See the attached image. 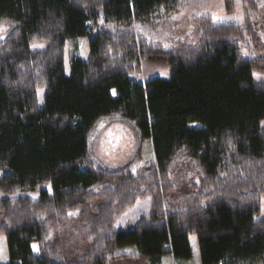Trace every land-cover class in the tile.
I'll list each match as a JSON object with an SVG mask.
<instances>
[{
    "label": "trees",
    "instance_id": "16d2710c",
    "mask_svg": "<svg viewBox=\"0 0 264 264\" xmlns=\"http://www.w3.org/2000/svg\"><path fill=\"white\" fill-rule=\"evenodd\" d=\"M187 1L0 0V22L10 23L0 43V190L19 194L0 199L7 264H108L124 245L136 246L141 262L192 259L191 234L202 264H264V84L253 76L264 74V43L251 18L259 0H243V25L197 18L195 46L165 48L134 29ZM225 4L234 10L233 0ZM79 38H88L90 56L72 57L68 76L65 46ZM241 41L259 55L246 58ZM33 43L47 48L31 51ZM142 58L168 61L170 80L132 81ZM114 116L136 121L140 143L153 141V162L135 172L96 166L89 139ZM186 149L205 179L171 202L169 170ZM30 191L39 199L22 195ZM146 197L150 214L118 231L121 216ZM54 233L78 240L52 241Z\"/></svg>",
    "mask_w": 264,
    "mask_h": 264
},
{
    "label": "rangeland",
    "instance_id": "374dc122",
    "mask_svg": "<svg viewBox=\"0 0 264 264\" xmlns=\"http://www.w3.org/2000/svg\"><path fill=\"white\" fill-rule=\"evenodd\" d=\"M234 10L227 11L225 0H188L179 11L173 13L168 18L164 16L162 12H159L156 16L152 17L149 22L146 23L137 21L134 25L136 32L142 37L149 40L155 45H162L165 48H175L178 44L186 42L192 46H195L198 42V33L196 32V19L210 16L214 20L215 25H243L247 20L246 8L244 7L243 0H233ZM259 11L251 16L252 22L258 33L260 34V39L264 43V0H259ZM173 16H178L179 18L173 20ZM10 23H5V30L0 32V43L4 42L8 37ZM33 44H42L43 48L33 49ZM30 46L31 51H44L47 48L46 43H33ZM65 56L66 61L65 73L69 76L71 73V58L80 57L81 59L88 61L90 56V49H88V38H79L78 40H68L65 46ZM241 51L244 53L246 58L252 59L253 57L259 55L258 51L249 46L248 42L241 41ZM171 69L169 68L168 61L164 59L154 60L142 58V71L137 74L131 75L130 79L134 82L149 81L151 78L159 77L163 79L170 80ZM257 74L260 78L257 79L254 76V81L256 83L264 84V74L258 71H254L253 74ZM45 87H40L37 89V97L39 98V106H44L45 100ZM116 93V91H115ZM113 94V91H112ZM117 94L113 95L116 97ZM116 118V116H114ZM118 117V116H117ZM105 119L102 120V122ZM135 125V121L130 119ZM131 123V124H132ZM193 128H200L202 125L199 123H192ZM264 127V121L261 123ZM151 144V143H150ZM146 147V145H144ZM99 151L97 152L98 160L94 161L97 167L109 168L113 170H119L124 168L126 165L131 166L132 169L139 168L142 163V159H147L146 150L143 149L141 154L142 158L134 156L132 158H127L124 155V147L122 146L120 150L114 152L111 149L107 151L101 150V144H98ZM151 148L153 150L152 144ZM146 155V156H145ZM146 157V158H145ZM94 160V159H93ZM201 161L197 157L193 156L191 153H187L186 150H180L173 159V164L169 170L170 180L175 186V190L170 194V201L175 202L181 196L189 194L191 191L196 190V186H200L201 182L205 179L204 171L201 170ZM4 173V172H3ZM0 173V177L3 175ZM49 193L52 192L51 188H48ZM22 195L30 196L33 199H39L40 191H30L27 193H22ZM16 196H19L16 195ZM15 195L7 194L5 191L0 190V199L5 198H15ZM262 209L258 221L264 220V198L261 199ZM151 211V198L146 197L139 200L135 206L129 211L125 212L116 224V229L120 232L133 227L140 218L147 216ZM78 215L79 211L74 210ZM76 215H72L75 217ZM3 221V215L0 214V224ZM65 234V232H64ZM73 241L68 235L54 233L52 234V241L57 239H63V242L74 245V241H77V236H71ZM54 239V240H53ZM77 239V240H76ZM189 241L191 243L192 252L194 255L192 259L176 258L172 254L164 255L160 258H147L145 261L141 262L136 259L137 249L136 246L124 245L117 248L111 252V261L108 264H202L200 261L199 243L197 241V235L191 234L189 236ZM76 243V242H75ZM37 245L33 242V245ZM33 248V247H32ZM170 245L166 247L169 251ZM33 252L38 255V251ZM8 249H7V237L0 235V264L9 263Z\"/></svg>",
    "mask_w": 264,
    "mask_h": 264
},
{
    "label": "crops",
    "instance_id": "0c3cea01",
    "mask_svg": "<svg viewBox=\"0 0 264 264\" xmlns=\"http://www.w3.org/2000/svg\"><path fill=\"white\" fill-rule=\"evenodd\" d=\"M165 80L168 79L165 78ZM146 82L147 81H142L141 83L145 84ZM104 119L105 120L103 122V119L99 121L96 133L92 138L89 139L88 150L94 161L96 160L99 162V157L97 155V152L99 151L98 144H101V150L107 151L108 149H111L114 152L120 150L123 146L125 151L124 155L127 158H132L134 156L142 158L141 154L144 151L143 149H145L147 159H142V165L136 170L132 169L133 172L142 168V166L146 163L153 162L155 160V150H152L151 148V144L153 147V141L151 139H145L140 143L136 121L134 125L132 122H130V119L123 117H105ZM144 145H146V147Z\"/></svg>",
    "mask_w": 264,
    "mask_h": 264
},
{
    "label": "snow or ice",
    "instance_id": "6c2138e0",
    "mask_svg": "<svg viewBox=\"0 0 264 264\" xmlns=\"http://www.w3.org/2000/svg\"><path fill=\"white\" fill-rule=\"evenodd\" d=\"M179 17L178 16H173L172 17V19L173 20H176V19H178ZM4 23L5 22H0V32H2V31H4L5 30V28H4ZM32 47H33V49L35 50L36 48H43L44 47V45H42V44H33L32 45ZM254 76H256V78L257 79H259L260 77L257 75V74H253ZM116 93H115V90H113V95H115ZM102 126V125H101ZM133 170H135V169H133ZM77 213L76 212H69L68 213V215H70V216H72V215H76ZM33 247V250L34 251H38V245H33L32 246Z\"/></svg>",
    "mask_w": 264,
    "mask_h": 264
}]
</instances>
